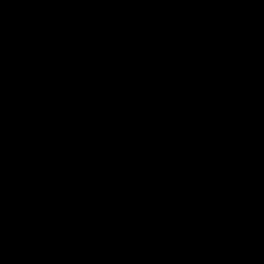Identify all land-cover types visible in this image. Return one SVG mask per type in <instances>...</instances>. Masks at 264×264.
Segmentation results:
<instances>
[{
    "label": "water",
    "instance_id": "obj_1",
    "mask_svg": "<svg viewBox=\"0 0 264 264\" xmlns=\"http://www.w3.org/2000/svg\"><path fill=\"white\" fill-rule=\"evenodd\" d=\"M0 264H264V0H0Z\"/></svg>",
    "mask_w": 264,
    "mask_h": 264
}]
</instances>
